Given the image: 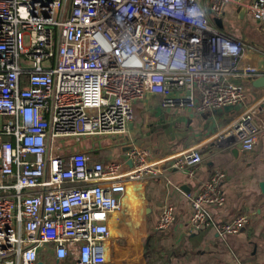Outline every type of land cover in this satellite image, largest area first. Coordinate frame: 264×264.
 <instances>
[{
	"label": "built area",
	"instance_id": "2783aa9c",
	"mask_svg": "<svg viewBox=\"0 0 264 264\" xmlns=\"http://www.w3.org/2000/svg\"><path fill=\"white\" fill-rule=\"evenodd\" d=\"M229 5L264 23V0H0V264H36L45 248L59 262L105 264L116 195L125 181L161 172L127 139L148 94L192 113L242 106L223 136L255 150L258 107L244 108L246 86L236 80L264 77V69L257 52L213 22ZM90 138L132 147V168L91 164L72 148ZM202 161L190 148L174 168L193 177ZM226 177L216 171L188 195L193 231L217 222L210 208L226 204ZM174 220L169 204L157 228ZM246 222H224L220 233H240Z\"/></svg>",
	"mask_w": 264,
	"mask_h": 264
},
{
	"label": "crops",
	"instance_id": "0c3cea01",
	"mask_svg": "<svg viewBox=\"0 0 264 264\" xmlns=\"http://www.w3.org/2000/svg\"><path fill=\"white\" fill-rule=\"evenodd\" d=\"M222 21L220 30L257 52V65L264 69V23L256 21L245 6L236 5L226 8ZM236 81L246 86L244 108L257 105L255 119L263 127L253 152H244L236 139L223 136L243 107L204 113L181 107L171 110L162 106L160 94H148L135 105L127 139L148 151V163L158 164L161 172L125 181V191L116 195L121 207L108 217L111 237L105 264H264V87L256 86L254 79ZM126 147L113 139L90 138L72 148L87 151L91 164L122 162L124 170H130ZM190 148L199 149L203 156L193 177L174 168L175 157ZM216 171L227 175L219 187L226 204L210 208L217 221L212 227L193 231L187 226L193 213L188 195ZM169 204L175 209L174 223L159 230L160 213ZM239 217L247 219L240 233H220L221 224ZM36 264L76 262L72 258L59 262L51 248H45L39 251Z\"/></svg>",
	"mask_w": 264,
	"mask_h": 264
},
{
	"label": "water",
	"instance_id": "95a60500",
	"mask_svg": "<svg viewBox=\"0 0 264 264\" xmlns=\"http://www.w3.org/2000/svg\"><path fill=\"white\" fill-rule=\"evenodd\" d=\"M213 22L219 27V28H223V21L222 19H217V18H213ZM254 84L258 87H264V77L258 78L256 80H254ZM242 108V106H228L225 107L226 110L230 111V110H237L240 111ZM132 147H126V151H129ZM262 188L264 190V183L262 185Z\"/></svg>",
	"mask_w": 264,
	"mask_h": 264
}]
</instances>
